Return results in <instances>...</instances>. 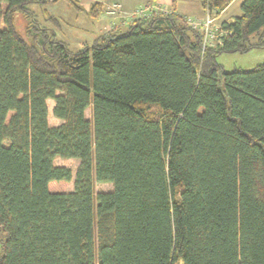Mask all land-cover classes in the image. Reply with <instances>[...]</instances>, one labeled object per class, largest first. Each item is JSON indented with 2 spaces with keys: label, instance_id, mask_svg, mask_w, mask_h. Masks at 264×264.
Wrapping results in <instances>:
<instances>
[{
  "label": "trees",
  "instance_id": "1",
  "mask_svg": "<svg viewBox=\"0 0 264 264\" xmlns=\"http://www.w3.org/2000/svg\"><path fill=\"white\" fill-rule=\"evenodd\" d=\"M52 1L0 0V264H264V60H216L264 47V0L215 45L159 13L76 51L29 8Z\"/></svg>",
  "mask_w": 264,
  "mask_h": 264
},
{
  "label": "crops",
  "instance_id": "2",
  "mask_svg": "<svg viewBox=\"0 0 264 264\" xmlns=\"http://www.w3.org/2000/svg\"><path fill=\"white\" fill-rule=\"evenodd\" d=\"M57 1L58 0L52 1L51 3ZM76 1L79 2L82 0ZM143 3L156 4L161 9V11H163L162 13L164 14L172 13L177 16L190 17L192 19L197 20L204 19L205 17V9H203L199 0H84L83 4L89 5L90 8L89 6L86 9L78 8L84 10V18L82 19V24L79 27H74V29L81 30L82 33H85L87 35V39L79 41L78 45H80V48H78L77 50L81 49L86 45L92 44L100 35L104 33H108L111 31H125L128 25L132 22L129 21L130 13L132 12V10H134L135 7ZM114 4L119 5V12H115L113 10L112 5ZM232 4L233 2H231L227 7H225L214 17L213 24L215 28L218 27L219 29L222 22H231L234 17L239 16V14L226 15V12ZM93 5H96V12L91 13L90 10ZM30 10L33 11L31 8ZM40 12H34L37 20L41 24L49 28L55 34L58 40L63 41L67 44V42L64 41V37H66L67 34H70L67 25L64 24L62 21L59 22L53 15L48 13L45 9L43 11L40 10ZM218 41V36H216L211 41V44L215 45ZM69 49L71 48L69 47Z\"/></svg>",
  "mask_w": 264,
  "mask_h": 264
},
{
  "label": "rangeland",
  "instance_id": "3",
  "mask_svg": "<svg viewBox=\"0 0 264 264\" xmlns=\"http://www.w3.org/2000/svg\"><path fill=\"white\" fill-rule=\"evenodd\" d=\"M243 0H233V4L230 6L226 15H237L241 14L240 5ZM84 0L77 1L79 8H88L89 5L83 4ZM30 8L39 13L40 10H46L48 13L53 15L59 22L62 21L69 28L70 34H67L64 37V41L67 42L68 46L72 50H77L80 48L79 41L87 39V35L82 33L81 30H75L74 27H79L83 22V11L82 9L74 8L70 3L66 0H58L57 2L50 3L46 6H39L38 4H31ZM90 8V6H89ZM41 13V12H40ZM18 28L21 32H23L25 21L23 18L19 17L17 19ZM217 62L221 65L224 71H230L235 68L240 69H250L261 63L264 60V47L258 49H251L247 52H235V53H222L216 58ZM54 103L52 100H47L48 107V123L51 126H56L60 124V120L55 118L52 115V107ZM145 108L150 112H156V107L153 105L145 106ZM85 117L87 119H91V108L88 107L85 110ZM54 163L56 165H63L70 167L72 171V180L65 185V190L70 192L73 190V178L78 166L79 161L77 159H65L60 157L54 158ZM94 193L99 192H109L113 189V186L109 182H94L93 183ZM3 240V236L0 233V253H1V241Z\"/></svg>",
  "mask_w": 264,
  "mask_h": 264
},
{
  "label": "built area",
  "instance_id": "4",
  "mask_svg": "<svg viewBox=\"0 0 264 264\" xmlns=\"http://www.w3.org/2000/svg\"><path fill=\"white\" fill-rule=\"evenodd\" d=\"M113 10L115 12L120 11V7L118 4L112 5ZM161 9L153 3H143L132 10L129 15V21H134L140 18L150 17L159 13H162ZM186 22L198 30L203 35V43L210 45L211 41L216 37L219 29L215 28L213 21L214 17L210 14L208 10H205L204 19H192L190 17L185 18Z\"/></svg>",
  "mask_w": 264,
  "mask_h": 264
}]
</instances>
